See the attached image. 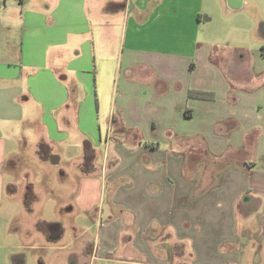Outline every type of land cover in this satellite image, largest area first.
<instances>
[{
  "label": "crops",
  "instance_id": "0c3cea01",
  "mask_svg": "<svg viewBox=\"0 0 264 264\" xmlns=\"http://www.w3.org/2000/svg\"><path fill=\"white\" fill-rule=\"evenodd\" d=\"M242 15L264 32V0H0V204L6 160L38 140L54 165L83 151L90 264H257L264 45L213 41ZM228 151L243 167H196Z\"/></svg>",
  "mask_w": 264,
  "mask_h": 264
},
{
  "label": "rangeland",
  "instance_id": "374dc122",
  "mask_svg": "<svg viewBox=\"0 0 264 264\" xmlns=\"http://www.w3.org/2000/svg\"><path fill=\"white\" fill-rule=\"evenodd\" d=\"M236 24L239 32L220 33L213 41L230 43L233 53L264 45V32H261L260 25L254 28L256 32L248 34L252 28L245 15L238 17ZM37 141L30 140L25 145L16 146L22 160L9 157L5 162L0 204V264H12L13 258L18 256L23 258L24 264H90L89 253L96 228L72 205L84 166L83 151L75 150L74 159L70 161L69 154H61L60 164L54 165L52 160L45 159L41 153L44 148ZM99 154V160L95 155L92 164L94 170L101 165V152ZM236 156L228 151L224 160L217 161L201 154L196 167L211 172L234 165L243 167ZM242 212L254 222L247 226L251 236L252 261L264 264V247L260 240L255 239L259 230L255 220L261 211L250 212L245 208Z\"/></svg>",
  "mask_w": 264,
  "mask_h": 264
},
{
  "label": "trees",
  "instance_id": "16d2710c",
  "mask_svg": "<svg viewBox=\"0 0 264 264\" xmlns=\"http://www.w3.org/2000/svg\"><path fill=\"white\" fill-rule=\"evenodd\" d=\"M263 52V49L261 50V53ZM188 96L190 98H197L202 100H210L212 99V95L210 94H204V93H198V92H189Z\"/></svg>",
  "mask_w": 264,
  "mask_h": 264
},
{
  "label": "flooded vegetation",
  "instance_id": "af4514ba",
  "mask_svg": "<svg viewBox=\"0 0 264 264\" xmlns=\"http://www.w3.org/2000/svg\"><path fill=\"white\" fill-rule=\"evenodd\" d=\"M21 261L22 260L20 258H17L15 262H16V264H21Z\"/></svg>",
  "mask_w": 264,
  "mask_h": 264
},
{
  "label": "water",
  "instance_id": "95a60500",
  "mask_svg": "<svg viewBox=\"0 0 264 264\" xmlns=\"http://www.w3.org/2000/svg\"><path fill=\"white\" fill-rule=\"evenodd\" d=\"M57 228V227H56Z\"/></svg>",
  "mask_w": 264,
  "mask_h": 264
}]
</instances>
